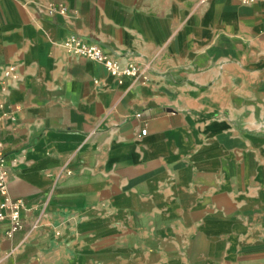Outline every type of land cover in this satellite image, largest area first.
I'll return each mask as SVG.
<instances>
[{"label":"crops","instance_id":"0c3cea01","mask_svg":"<svg viewBox=\"0 0 264 264\" xmlns=\"http://www.w3.org/2000/svg\"><path fill=\"white\" fill-rule=\"evenodd\" d=\"M8 64L0 264H264V0H0Z\"/></svg>","mask_w":264,"mask_h":264},{"label":"built area","instance_id":"2783aa9c","mask_svg":"<svg viewBox=\"0 0 264 264\" xmlns=\"http://www.w3.org/2000/svg\"><path fill=\"white\" fill-rule=\"evenodd\" d=\"M242 4H251L255 0H238ZM57 9L59 13H65L66 6L59 4V6H50V10ZM65 47L71 54L79 55L87 59L94 60L101 63L109 74L116 77H131L133 79L147 80L149 63L137 64L129 62L126 65H121L117 60L111 58L103 49L95 43L82 40L76 35H72L64 41ZM19 78L18 68L16 64H8L3 70V77L0 78V89L8 81H14ZM137 116H140L138 113ZM146 133V128L141 130V134ZM0 148H3L0 143ZM8 165L6 162V155L0 150V221H7L9 229L6 232L8 236L17 230L24 227L22 219V211L27 209V204L22 199H14L10 197L7 189ZM44 208L42 209V211ZM39 215L36 216L31 224V227H36L38 224Z\"/></svg>","mask_w":264,"mask_h":264}]
</instances>
